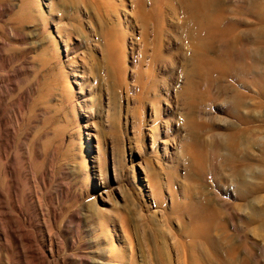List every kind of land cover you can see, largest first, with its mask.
I'll return each instance as SVG.
<instances>
[{
  "label": "rangeland",
  "instance_id": "1",
  "mask_svg": "<svg viewBox=\"0 0 264 264\" xmlns=\"http://www.w3.org/2000/svg\"><path fill=\"white\" fill-rule=\"evenodd\" d=\"M138 3L0 0V264H190L191 252L176 248L187 220L173 205L187 189L228 208L231 240L264 264V231L243 229L230 175L227 146L242 123L229 94L203 85L188 96L184 15L175 11L153 39ZM238 87L257 96L256 86ZM257 101L260 131L239 152L255 160L264 156Z\"/></svg>",
  "mask_w": 264,
  "mask_h": 264
},
{
  "label": "bare ground",
  "instance_id": "2",
  "mask_svg": "<svg viewBox=\"0 0 264 264\" xmlns=\"http://www.w3.org/2000/svg\"><path fill=\"white\" fill-rule=\"evenodd\" d=\"M138 2L136 4L138 10L136 6L135 9L140 18L138 22L142 24L141 31L146 37L152 36L153 39L167 35L170 18L175 11L178 10L177 12L180 11L184 15L182 23L179 22L180 25H178L182 29L179 38L182 42L186 40L190 43V50L184 47L186 49L185 59L190 64L189 67L184 65L182 71L186 82L185 93L192 98L197 93V87L201 88L200 86L204 85L207 88L217 86L222 92L229 94V111L237 122L242 123V126H235L234 132L231 133V137L238 138V140L231 141L232 143L227 146L232 154H230L232 158L229 157V159L233 160V163L229 168L231 169L230 175H233L236 181L235 193L237 199L242 200L239 203L241 210L247 211L240 219L244 221V230L264 231V156L261 154L255 160L246 152L245 157H239L244 138L250 139L252 134L254 136V133L260 131V128H254L251 125L254 120V108L249 104V100L257 98L256 107H264V0H237L236 2L229 0H138ZM239 10L243 11L245 20H239ZM157 21L159 28H157ZM110 33L113 38V31ZM180 39H177L178 42ZM162 43L159 42V45ZM150 58V66H152L158 57L152 53ZM186 61H184L185 64ZM195 78H199V81ZM238 86L245 89L256 86L257 96L243 89L240 90ZM188 101H190L189 98ZM193 122L195 123L191 118V123ZM250 141L247 140L244 143L251 145L252 148L255 143ZM249 145L244 149L248 151ZM195 161V163L198 162ZM184 195V201H174L173 205L176 206V211L177 209L182 210L180 216L176 214L180 218V223L183 219L188 222L184 221V225L181 224L186 242L179 243V241L176 243H179L178 246L175 245L176 248L185 249V253L188 250L191 252L192 255L187 256L190 264L202 257L197 253L199 254L197 258L193 252L202 251L205 254L202 257L204 264H259V262L254 263L250 258L252 249L250 252V249L244 251L243 248H239V245L231 240L232 235L227 233V226L223 220H226L224 217L230 218L231 216L228 208L224 209L220 203L216 202L217 200L214 201V198H196L197 196L188 189ZM256 223L258 224L254 225ZM261 238L264 241V234H261ZM220 243L225 244V247H221ZM242 250L244 256L241 254ZM184 260L181 261L182 264Z\"/></svg>",
  "mask_w": 264,
  "mask_h": 264
}]
</instances>
